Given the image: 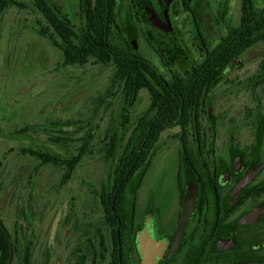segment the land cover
Masks as SVG:
<instances>
[{"label": "flooded vegetation", "instance_id": "1", "mask_svg": "<svg viewBox=\"0 0 264 264\" xmlns=\"http://www.w3.org/2000/svg\"><path fill=\"white\" fill-rule=\"evenodd\" d=\"M74 3L78 23L72 25L79 27L80 0ZM114 3L115 14L117 8L123 11L129 47L121 51L151 62L137 53L139 39L155 54L166 49L168 57L158 59L170 80L196 73L215 50V70L197 73H218L211 87H182L197 93L188 96L191 118L167 129H176L177 148L158 150L162 133L148 167L130 181L121 216L120 264H264V42L255 39L253 22L264 0ZM246 9L244 37L239 28ZM238 45L247 46L239 50ZM246 66L253 68L249 81L226 82L229 73ZM141 91L149 104L147 90L137 97ZM240 100L246 102L234 107ZM157 160L162 169L154 172ZM151 175H156L153 184Z\"/></svg>", "mask_w": 264, "mask_h": 264}, {"label": "rangeland", "instance_id": "2", "mask_svg": "<svg viewBox=\"0 0 264 264\" xmlns=\"http://www.w3.org/2000/svg\"><path fill=\"white\" fill-rule=\"evenodd\" d=\"M15 1L23 7L9 5L0 15V220L14 246L10 264H25L27 249L28 264H76L77 255L87 250L88 241L96 245L95 229L102 230L109 242L98 200L101 186L109 184L113 166V161L104 157V137L114 131L116 147L125 144L148 105V96L140 92L128 109L129 119L122 129V96L113 90L112 96L108 95L113 67L93 60L81 66H64L61 52L37 32L38 24H46L32 7L33 0ZM48 1L71 24L78 23L76 0ZM116 14L121 30H113L111 41L127 50L121 8ZM158 50L155 54L144 41L137 42V53L168 77L170 73L158 59H166L168 53L166 49ZM252 70L246 66L239 73H229L226 82H247ZM245 102L240 100L234 107H242ZM26 126L33 131L18 134ZM85 133L93 136L90 154L65 181L60 168L40 167L36 159L21 154V149L31 148L66 157L74 154ZM175 133L176 129L163 132L157 149H176ZM54 135L72 142L54 144L49 140ZM161 167L157 160L154 172ZM168 179L166 175L164 187ZM155 180L156 175H151L149 181L153 184ZM85 264L107 263L88 255Z\"/></svg>", "mask_w": 264, "mask_h": 264}, {"label": "trees", "instance_id": "3", "mask_svg": "<svg viewBox=\"0 0 264 264\" xmlns=\"http://www.w3.org/2000/svg\"><path fill=\"white\" fill-rule=\"evenodd\" d=\"M9 5L21 6L15 0H0L1 12ZM32 7L41 15L43 27L38 24V34L47 38L61 52L64 66L84 65L93 60L100 65L113 67L111 87L108 95L120 92L123 100L120 127L125 128L128 122V109L137 101V94L145 89L149 93V104L137 118L135 126L121 147L117 146V133L108 132L104 137L105 160L113 161L111 178L108 185H102L98 200L102 209V230L95 229L96 245L88 241L87 247L93 248V260L106 261L108 264L121 263L120 232L122 230L121 216L126 206V192L130 181L148 165L150 155L156 147L160 135L170 127L180 124L182 119L191 118L193 101L188 96L197 92L182 89V87H211L215 84L218 73H197L199 70H215V50H212L207 61L185 76L174 75L167 79L155 65L140 55L127 54L112 44L111 33L116 25L114 0H80L79 11L81 24L73 26L63 17L59 9L48 0H33ZM243 7H247L243 3ZM248 11L244 13V26L240 32L247 37ZM255 39L264 42V4L253 13ZM244 28V29H243ZM247 45H245L246 47ZM238 45L237 48H245ZM186 126V125H185ZM188 127V126H187ZM31 126L19 130L18 134L27 135L32 132ZM54 144L72 142L71 139L54 135L49 138ZM93 136L85 133L78 140L74 154L61 157L50 152L31 148L21 149L22 155H27L38 161V165H51L63 171L62 181H65L79 165L81 160L90 154ZM13 243L0 220V264H10L13 256ZM80 252V251H78ZM87 252L77 255L76 264H85ZM30 251L24 255V263L28 264Z\"/></svg>", "mask_w": 264, "mask_h": 264}]
</instances>
